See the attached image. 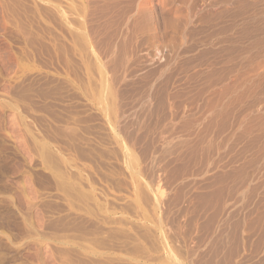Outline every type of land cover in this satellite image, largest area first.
Instances as JSON below:
<instances>
[{"label": "rangeland", "instance_id": "obj_1", "mask_svg": "<svg viewBox=\"0 0 264 264\" xmlns=\"http://www.w3.org/2000/svg\"><path fill=\"white\" fill-rule=\"evenodd\" d=\"M178 5L0 0V264L260 263Z\"/></svg>", "mask_w": 264, "mask_h": 264}, {"label": "bare ground", "instance_id": "obj_2", "mask_svg": "<svg viewBox=\"0 0 264 264\" xmlns=\"http://www.w3.org/2000/svg\"><path fill=\"white\" fill-rule=\"evenodd\" d=\"M146 1H148V0H146ZM178 1L180 4V5H178V6H180V8H179L180 9L179 10L180 15H179V19L177 18L178 23H176V24H178L177 25L178 26V33L182 39L186 38V40H188V39L191 40L190 49L192 50L193 55H194V64H195L194 66H195L196 81L200 82V83L206 82V84H207V87H208V88H206L207 89V94H206L207 95V112H208L207 115L209 116L210 125L214 129V132L217 131V133L218 132L222 133V134H224V136L226 138V149L228 152L227 153L228 154V158H227L228 170H227L226 176L228 179H230L229 182H231V180L235 181V180L239 179V184H241L240 195H241V199H242L241 201H242V206H243V220H242V227L241 228H242L243 242L246 244V246L249 244H252L253 242L258 244V247H260L258 253L260 255L259 258L261 260L259 262L264 264V0H177V2ZM115 3H117V2H115ZM114 6L116 7V5H114ZM122 11H123V9H122ZM117 13H119V12H117ZM94 15H95V13H94ZM119 16H120V14H119ZM175 16H177V15H175ZM119 18H121V17H119ZM99 23H100V21H99ZM101 24H103V23H101ZM107 24H109V23H107ZM88 27H90V26H88ZM127 27H126V29H127ZM142 28H144V27H142ZM106 35H108V34H106ZM102 37H103V35H102ZM171 37H173V36L171 35ZM95 41H97V40H95ZM98 43H100V42H98ZM112 45H113V43H112ZM113 53H114V51H113ZM115 54H117V53H115ZM113 61H115V60H113ZM125 61H126V59H125ZM179 62H181V61H179ZM204 91H205V89H204ZM192 98H194V97H192ZM177 99H179V98H177ZM203 101H205V100H203ZM205 102H204V104H205ZM204 106H206V104ZM201 112H203V111H201ZM181 125H182V123H181ZM150 127H151V124H150ZM145 129H146V127H145ZM214 136H215V134H214ZM222 137H221V139H222ZM181 139H182V137H181ZM218 144L220 145V143H218ZM186 146L187 145H185V147ZM192 148H193V146H192ZM223 148H225V147H223ZM191 154H193V152ZM217 154L219 155V153H217ZM195 156H197V155H195ZM200 160H201V158H200ZM204 162H205V160H204ZM204 168H205V166H204ZM170 169H171V167H170ZM220 172H222V171H220ZM182 173L184 174V172H182ZM217 176H219V175H217ZM213 180H214V178H213ZM209 183H211V182H209ZM213 183H216V182H213ZM234 185H236V184L234 183ZM231 189H232V187H231ZM231 189H229V190H231ZM232 192L231 193L229 192L230 193L229 195H231ZM209 193H210V190H209ZM215 195H216V192H215ZM199 197H200V199L201 198H203V199L208 198V197L206 198V196L205 197L199 196ZM210 198H212V196ZM203 199H202V201H203ZM238 199H240V198H238ZM208 200H210V199H208ZM209 204L207 203V205H209ZM215 204H217V202ZM204 207H205V205H204ZM208 207L209 206H207V208ZM200 208L201 207H199V209ZM213 208H214V206H213ZM218 211H221V210H218ZM214 214H216V213H214ZM239 216H240V214H239ZM207 220L209 221V219H207ZM207 220L205 222H208ZM211 221H212V218L209 221V223ZM212 228L213 227L211 226V229ZM206 229H209V228H206ZM230 229H233V228H230ZM236 229H237V225H236ZM238 232H240V231H238ZM227 233H229V232H227ZM227 239H228V237H227ZM227 242H228V240H227ZM257 244H256V246H257ZM233 245H235V244H233ZM232 248H233L232 250H235L234 247H232ZM226 254H228V253H226ZM253 256H255V255H253ZM253 256H251V257H253ZM227 258H229V257H227ZM232 260H233V257H232ZM229 262L230 261H228V263Z\"/></svg>", "mask_w": 264, "mask_h": 264}]
</instances>
